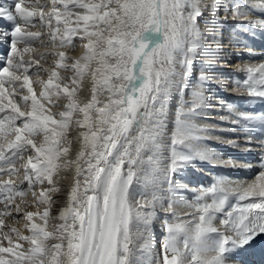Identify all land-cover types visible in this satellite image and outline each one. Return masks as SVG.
<instances>
[{
  "label": "snow or ice",
  "instance_id": "obj_1",
  "mask_svg": "<svg viewBox=\"0 0 264 264\" xmlns=\"http://www.w3.org/2000/svg\"><path fill=\"white\" fill-rule=\"evenodd\" d=\"M47 7L38 8L30 0L0 3V21L11 26H0V42L9 47L0 57V176L19 175V161L29 190L45 181L53 185L57 170L73 163L76 178L67 206L58 217L62 223L55 231L47 230L50 194L59 191L54 185L39 193L37 203L47 205L42 213L24 214L30 235H22L16 228L4 232L5 223L0 218V264H230L240 250L264 235V151L252 179L217 180L202 189L194 203L186 202L193 209L190 218L175 212L166 216L161 252L155 250L150 228L157 204L164 206L157 195L163 185L175 194L182 187L173 179L175 175L197 162L220 159L199 147L205 139L202 133L212 129L196 123L209 108L206 71L215 65L202 64L196 87L190 89L193 63L201 53L218 57L219 36L229 17L236 21L233 27L239 31H264V0H210L203 5L202 0H51L46 12ZM254 10L261 18L247 19ZM205 11L210 18L202 31L198 21ZM37 16L41 27L48 28L53 45L59 35V47L75 49L74 40L79 39L83 55L68 65L66 54L55 52L59 58L55 68L33 70L46 55L25 59L36 51L32 47L36 41L43 42L41 32L28 30L36 27ZM206 33L211 34L215 50L205 44L209 38ZM56 68L74 73L69 79L76 87L54 83L60 79ZM42 71L48 73L46 81L39 79ZM244 72L245 77L236 83L249 97L264 99V64L248 66ZM33 75L42 89L39 96ZM88 75L92 95L81 105L76 99L77 81ZM24 90L27 95L16 97ZM189 92L190 101L184 99ZM173 94L180 103L166 145ZM61 96L68 101L63 111L53 113L45 107L43 101L60 107L53 98L59 100ZM227 107L234 116L231 123L242 125L249 136L253 124L264 130V112L253 114ZM77 111L82 118L73 121ZM73 122L84 129L79 133L81 149L76 161L61 165V158L69 152L63 144ZM40 136L43 139L37 143L35 138ZM165 147L169 162L162 168ZM261 148L264 150V140ZM25 153H29L26 163ZM86 156L82 168L80 161ZM149 189L151 200H136ZM26 195L12 179L0 178V203L4 204L0 217L11 215L12 210L19 214L21 208L14 202L19 197L23 203ZM32 195L37 197L35 191ZM176 203L179 201L168 200L167 208L171 210ZM36 217L42 223H36ZM5 241L8 246H4ZM20 241L29 246L24 248Z\"/></svg>",
  "mask_w": 264,
  "mask_h": 264
},
{
  "label": "bare ground",
  "instance_id": "obj_2",
  "mask_svg": "<svg viewBox=\"0 0 264 264\" xmlns=\"http://www.w3.org/2000/svg\"><path fill=\"white\" fill-rule=\"evenodd\" d=\"M256 1V0H255ZM254 1V2H255ZM225 2H227V0H225ZM35 19V18H34ZM234 24V23H233ZM1 26H3V24H1ZM230 30V29H229ZM210 33H207V35L208 36H210L209 35ZM59 36V35H58ZM235 38V37H234ZM43 39H44V37H43ZM219 39H220V36H219ZM59 39H57V42H59L58 41ZM211 40V38H208V39H206L205 41H207V42H205V44H207V45H209L210 46V41ZM76 41H79V39H75V42ZM222 41H220V44H221V51H220V53H219V55H218V57H216V58H212V57H208V61H210V62H212L213 60H218L220 57H221V61L223 60V54H224V44H222L221 43ZM214 43V42H213ZM229 43H230V46L232 47V48H234L235 46H239L238 45V43H235L234 42V40L233 39H230L229 38ZM214 45H216V44H214ZM214 45H211L210 47L213 49V50H215V48L216 47H213ZM44 47H45V45H43ZM51 46V45H50ZM57 46V45H56ZM56 46H54V47H56ZM264 47V46H263ZM39 48V47H38ZM38 48H37V50H38ZM53 48V47H52ZM57 49L59 48V45L56 47ZM56 48H54L55 50H57ZM40 49H42L41 47H40ZM239 50H248V48H245V45L243 46V47H240L239 46ZM59 51V50H58ZM61 52H62V50H60ZM76 52L74 53H72V54H70V52L69 51H63V52H66L65 54H66V57L68 58L66 61H65V64H68L69 65V62H71V61H74V59H73V57L72 56H74V57H76L77 59L80 57V56H82L83 55V50H82V48L80 47V48H76V50H75ZM234 51H236V48H234ZM229 53H230V50H229ZM257 53H258V57L260 58V59H264V49H260V50H257ZM51 55V54H50ZM229 55H231V54H229ZM58 61V60H57ZM232 61V60H231ZM260 61V60H259ZM195 62H197V60L195 61ZM201 62V61H200ZM253 62V61H252ZM82 63H83V61H82ZM224 64H226L225 62H223ZM259 64H264V60L263 61H261V62H258ZM55 64H56V62H55ZM55 64H53V66H56ZM239 64V63H238ZM250 64H251V62H250ZM234 65H237V64H234ZM248 65V64H247ZM247 65L245 66V67H247ZM227 67H229V66H227ZM51 71V70H50ZM212 71H214V70H212ZM211 71V72H212ZM214 73V72H213ZM70 74V73H69ZM68 74V75H69ZM73 74V76H74V73H72ZM70 76V75H69ZM69 76H68V78H69ZM89 76V79H88V83L86 84V86L85 87H82V88H80V90L78 91V93H77V95H76V99H77V102L79 103V104H81V105H83L84 103H87L88 102V100L91 98V95H92V93H91V88H92V78H91V76L90 75H88ZM225 76V74L224 73H222L221 75H220V78L222 79L223 77ZM34 77H35V75H34ZM48 78H46V80H47ZM69 81H68V84H72V83H69L70 82V79H68ZM67 82V81H66ZM79 82H80V80H79ZM84 82H86V81H84ZM54 83H57L56 81H54ZM192 83H193V80H192ZM191 82H190V84H192ZM196 83V82H195ZM69 86V85H68ZM74 86V85H73ZM72 85L70 86V87H73ZM76 86V85H75ZM74 86V87H75ZM34 87V86H33ZM79 88V87H78ZM39 89H40V87H39ZM224 89L225 90H228V88L227 87H224ZM42 90V89H41ZM40 90V91H41ZM40 91L37 93V95L39 96V93H40ZM19 92V91H18ZM37 92V91H36ZM18 95V94H17ZM99 95V94H98ZM184 96H186V98L185 99H188V97H189V94L188 93H185L184 94ZM208 96V95H207ZM99 97V99L102 101V102H106V100H105V97H103V96H98ZM208 97H215V98H217V95H215L214 94V96H208ZM173 98V97H172ZM54 99V98H53ZM174 99H176L177 100V103H176V106H175V110H177V108H178V104L180 103V100H179V97L177 96L176 98L174 97ZM43 103L45 104V106H46V108H48L49 110H51L52 108L50 107V106H48L47 105V101H43ZM213 103V101L210 99L209 100V105H211V106H214V105H216V104H212ZM215 103V102H214ZM171 102H170V106H171ZM52 105V104H51ZM59 108V107H58ZM64 110V108H63V106H61L60 107V111H63ZM52 111V110H51ZM55 112V111H54ZM53 112V113H54ZM57 112V111H56ZM59 112V111H58ZM76 114V115H75ZM204 115H209L210 117H213V118H208V120H200L199 118L196 120V123L197 124H199L200 126H203V125H205V124H208V125H210L211 127H214V128H216V127H222V128H228V126H226V125H220V124H218L217 122L218 121H216V119L215 118H225V119H229V120H232L233 118L232 117H230V116H226V115H224V113L223 112H218V111H216V110H213V109H208L207 110V112H206V114H204ZM78 117V118H77ZM73 121H75L76 120V118L77 119H79V118H82V114H80L78 111L76 112V113H74V115H73ZM209 120H212V121H209ZM174 121H175V119L173 118L172 119V123L171 124H169L168 126H167V131H166V133H165V136H164V142H165V144L167 145L169 142H170V140H168V139H170L169 138V133H172L173 132V130H174ZM202 121V122H201ZM173 128V129H172ZM82 131H84V129L83 128H79V127H77L76 126V124L73 122V124L70 126V128H69V130H68V137H67V140H65L64 141V144H63V147H68L69 148V152H68V154H67V156H65V157H62L61 158V161H60V164L61 165H63L64 163H65V161H76V159H77V155H78V153H79V151H80V149H81V144H82V139L79 137V133L80 132H82ZM203 134V133H202ZM204 134H208V136H210L211 138H213L214 140H218V141H226V140H224V139H222V135H219V133H217V132H213V131H210V132H208V133H204ZM248 135V134H247ZM231 136V135H230ZM244 136H246V135H244ZM167 138V139H166ZM42 139V138H41ZM41 142V141H40ZM248 143H244V142H242V143H240V144H234V145H236V146H234V148H237V147H239V146H242V147H248L249 149H252V147H251V145H247ZM199 147L202 149V150H206V151H208V152H210V153H215V154H217L219 157H220V159L219 160H215V161H211L210 162V165L211 166H215L216 164H223V165H230V166H232V163L234 162L232 159H229V160H227V161H225L226 159V156L225 155H223L222 156V154L220 153V152H214L215 151V149L213 148V146L211 145H209L207 142H205V141H202V142H200V145H199ZM167 148V147H166ZM164 150H166V149H164ZM26 154V153H25ZM168 156H169V150L167 149L166 151H164V155H163V157H162V161H163V163L161 164V167L163 168V167H165L166 165H167V163L169 162L168 161ZM87 157V156H86ZM86 159V158H85ZM240 163H241V161H240ZM75 164V163H74ZM81 164V163H80ZM244 165H248L247 163H243ZM250 165L251 166H253V165H255V163H254V161H251L250 162ZM76 166V165H75ZM72 167V166H71ZM189 167H191L192 169H194V170H196V171H200L201 172V176H203V175H206L207 176V178H208V180H209V182H206L207 181V179L205 178L203 181H202V177H200V178H197L198 176L197 175H195L194 173H190V171H187V169H188V167L182 172V173H180V175L181 174H184V175H186L187 176V178L185 177V178H182V177H178V178H176L177 176H178V174L177 175H175L174 177H173V179L177 182V184H179V185H181L182 187H179V188H177V190H176V192H175V194H172V193H170L169 191H168V188H167V185L165 184V185H163L162 187H163V191H159V192H157V195L159 196V197H161V198H163V197H166V198H169L170 199V195H173V197L174 198H172V200H175V201H179V203H176V204H174L173 205V208L171 209V210H173V211H178V215L180 216V217H182V218H184V219H188V218H190L189 216H188V214L189 213H192L193 212V209L192 208H189V207H187V204H186V202H188V203H194L195 202V197H196V195H198L201 191V189H206V187L204 186V185H212L210 182H211V178H209V177H216L217 178V180H220V178H223V179H227V174L226 173H224L223 171H216L217 169H213L212 167H210L209 166V168H205L204 167V169H201V167H203L202 165H200L198 162L197 163H195L194 165H191V166H189ZM70 171V169L68 168V169H65L63 166L61 167V168H59L58 170H57V173L53 176V185L55 186V187H57L58 189H59V191L58 192H52L51 194H50V196H51V201H52V203H51V208H50V218H49V223H48V231H55V227H56V225H58L59 223H62V221H60L59 219H58V217H59V215H60V212H61V210L64 208V207H66L67 206V202H68V197H69V193H70V189H71V187H72V185L74 184V181H75V178H76V171L75 170H73L72 168H71V173L70 174H68V172ZM258 171L259 170H257V171H255L253 174H251V176L250 177H248V178H243V177H231L230 178V180H225V181H232V182H244V181H248V180H250V179H252L253 177H254V175L255 174H257L258 173ZM63 172H64V174H63ZM63 174V175H62ZM19 177V176H18ZM17 177V175H16V177H14V179H12L13 180V182H14V184L15 185H17V186H23V185H25V181L23 180V178L21 179V177H19L18 178ZM9 178V177H8ZM83 178V177H82ZM201 179V180H200ZM216 180V181H217ZM203 182L204 183V185L203 184H201L200 182ZM215 181V182H216ZM81 182H83V181H81ZM27 184V183H26ZM53 185H49L47 182L45 183V186H46V189H48V188H50V187H52ZM26 186V185H25ZM24 186V187H25ZM41 185H39V187H40ZM38 187V188H39ZM44 187V186H43ZM42 188V187H41ZM45 189V188H44ZM35 190H38L37 188L36 189H32L31 191H26V193H27V195L26 196H28V200H29V198H31V197H33L34 199H33V202L34 201H36V205H37V207L34 205V207H30V208H28L26 205H23V206H21L20 208H21V212L19 213V214H17L14 210V212L12 213V215H10V216H16V219H18L17 221H19L20 220V218H21V221H19V222H17L18 224L20 223V224H24L25 225V219H24V214L26 213V212H28V211H32V212H43L44 211V209H45V207H47V205H45V204H40V203H37V198L36 197H34L33 195H31L32 194V191H35ZM36 193H37V197L39 196V191H35ZM149 194L148 195H144V196H137L136 197V200H138V201H148V200H151L152 199V195H151V192H152V189H149ZM17 201V200H16ZM15 201V203H18V202H16ZM27 201V200H26ZM160 208H164L165 210H167V213H168V215H169V209L167 208V205L165 206V207H161L160 206V204L158 203L157 204ZM33 206V205H32ZM158 206L156 207V218L152 221V224H151V228H150V231L153 233H156L158 236H159V241H158V246L157 247H155V250H156V252H161V247H160V240H161V237H163V235H162V228H163V220H164V218L166 217H162L163 215H161L162 214V212L158 209ZM24 209V210H23ZM163 209V210H164ZM180 211L182 212V213H180ZM183 212H185V213H183ZM171 215H169V217H170ZM34 220H35V222L36 223H42V221L39 219V217H36V218H34ZM12 221V220H11ZM16 222V221H15ZM14 221H13V225H16V223H15ZM19 224V225H20ZM218 228H220L221 229V231H223L224 229L221 227V225L219 224V222H217V225H216ZM21 228V227H20ZM24 228V227H23ZM22 230V229H21ZM26 231V233L27 234H31L30 233V231L28 230V229H26L25 230ZM262 237H264V235H261V236H259L258 237V239H262ZM16 239V237L14 238V240ZM262 241V240H261ZM56 242V241H55ZM54 241H51V243H55ZM256 243V242H255ZM258 246H259V244L258 243H256ZM5 246H7V245H5ZM257 246V247H258ZM248 247V246H247ZM246 247V248H247ZM158 250V251H157ZM240 251H242L243 252V254L245 255V256H247L246 255V251L244 250V249H242V250H240ZM257 252H261V249H260V247L258 248V250H256ZM251 261H252V264H260V262L259 263H256L253 259H251ZM236 263V260L235 259H233V260H231L230 261V264H235Z\"/></svg>",
  "mask_w": 264,
  "mask_h": 264
},
{
  "label": "rangeland",
  "instance_id": "obj_3",
  "mask_svg": "<svg viewBox=\"0 0 264 264\" xmlns=\"http://www.w3.org/2000/svg\"><path fill=\"white\" fill-rule=\"evenodd\" d=\"M255 1V0H254ZM0 2L1 3H10L11 2V0H0ZM210 2V0H202V5L203 4H207V3H209ZM227 2H230V0H227ZM261 2V0H256L255 1V3H260ZM30 3H35V4H37V7L39 8V6H43V5H48V7L47 8H45L44 9V11H48L49 9H50V7H51V0H30ZM77 11H79V9H77ZM220 14H221V16L223 17L224 16V12H223V9H221V11H220ZM210 18V14L207 12V11H205V13H204V16L202 17V18H200L199 19V24H200V27H201V30L202 31H205L206 30V28H207V25L205 24V21L206 20H208ZM1 22V21H0ZM228 22L229 23H227L225 26H224V28L221 30V32H222V35H220V41H225V40H229V38L230 39H233V40H235L236 39V37H239L240 35L239 34H237L236 32H234V27H233V25L236 23V21H229L228 20ZM234 23V24H233ZM34 24L36 25V27H32V28H29L28 30L29 31H39V32H41V34H42V36H41V40L43 41L42 43H41V41H36L33 45H32V47L33 48H35L36 49V51L35 52H33V53H30L29 55H26L25 56V59H36V58H38L39 56H40V54H46L45 55V59H41L40 60V62H39V65H35V67L33 68V70L36 68V67H39V68H42V69H48L49 71L50 70H52L53 68H55L56 66H53V64H55V62H57V60L59 59L57 56H55V55H53V53H55V52H57V50H59V52H61L60 50H62V52L63 51H69L70 52V54H72L73 52L75 53L76 51V48H82V50H83V52L85 51L84 50V48L82 47V45H81V42L80 41H76L75 42V40H74V44L76 45V47H75V49H73L72 48V46H69V47H66V48H61V47H59L58 49L56 48L58 45H59V42H56V44L55 45H53L52 43H51V41H50V39H49V30H48V28L46 27V26H44V27H41V24H42V22L40 21V19H39V16H37V17H35V19H34ZM53 26H55V21H53ZM230 29V30H229ZM82 34V33H81ZM235 34V35H234ZM206 35H207V33H206ZM210 35V34H209ZM43 37H44V39H43ZM235 37V38H234ZM58 38H59V36H58ZM59 41V40H58ZM86 42V41H85ZM210 42V46L211 45H214L215 44V42L213 43V41L212 40H210L209 41ZM43 45H45V47L43 46ZM51 45V46H50ZM57 45V46H56ZM54 46H56V47H54ZM214 46H216V45H214ZM18 47L19 48H23L24 47V45H18ZM39 47V48H38ZM40 47L42 48V49H40ZM53 47V48H52ZM37 48H38V50H37ZM54 48H56L57 50H55ZM50 50H54L53 52H51ZM64 53H66V52H64ZM51 54V55H50ZM253 61V62H252ZM72 62V61H71ZM71 62H69V65L71 64ZM250 62H251V64H250ZM249 66H255V65H259V63H258V61H256V60H253V59H249V62L247 63ZM56 65V64H55ZM201 63H197V66H199V70H201ZM213 69H211V71H212ZM30 71H32V70H30ZM56 71H58L59 73H60V79L59 80H54V81H56L57 83H60L61 84V86H63L64 84H68V79L69 78H71V77H73V74H72V72L71 71H64L63 69H59V68H56ZM212 72H214V73H216L217 71H212ZM70 73V74H69ZM245 73V72H244ZM70 76H69V75ZM68 76H69V78H68ZM46 78H48V73L47 72H41L40 74H39V79H43V80H45L46 81ZM36 79H37V76H35L34 77V75L32 76V80H33V86H34V89H35V91H37L36 93H38L40 90H41V86H39V85H37L36 83H35V81H36ZM88 79H89V76H85L84 78H83V80L82 81H80L79 82V80L77 81V83H78V85H79V88H78V91L80 90V88H82V87H85L86 86V84L88 83L87 81H88ZM67 81V82H66ZM84 81H86V82H84ZM195 82H197L196 80L195 81H193V87H196V83ZM69 83H71V80H70V82ZM69 85V87L72 85L73 86V84H68ZM75 86V85H74ZM73 86V87H74ZM39 87H40V89H39ZM76 87V86H75ZM71 88V87H70ZM78 91H77V93H78ZM18 94V95H17ZM28 93L26 92V90H24L23 92H17L16 93V97H19V96H21V95H27ZM189 94V97L188 98H190L191 97V95H190V92L188 93ZM99 96V95H98ZM185 98H186V96H184ZM99 98V97H98ZM184 98V99H185ZM17 102L18 103H20V101H19V99H17ZM53 102L54 103H56V104H59L60 105V107L61 106H63V105H65V104H67V99H65L63 96H61V98L59 99V100H56L55 98L53 99ZM47 105L48 106H50L52 109V111L51 112H54V113H56V111L58 112V111H60V107L58 108V107H53L51 104H49L48 102H47ZM21 107H22V110H24L23 109V105H21ZM46 107V106H45ZM76 115V114H75ZM78 118V117H77ZM76 118V119H77ZM74 119V118H73ZM43 139V137L42 136H40V137H36L35 139H36V141H37V143H39L40 141H42V139ZM90 151V150H89ZM29 153H26V154H24V162L26 163L27 162V155H28ZM85 158H87V157H85ZM85 161H86V159L85 160H81L80 161V163H81V167L82 168H84L85 167ZM72 166V167H71ZM16 167L18 168V169H20V173H19V175H17V177L19 176V177H21V179L23 178V168L21 167V164H20V162L18 161L17 162V165H16ZM75 164L73 163V164H71L68 168L70 169V171L68 172V174H70L71 173V168L73 169V170H75ZM67 168V169H68ZM63 174H64V172H63ZM62 174V175H63ZM14 177H16V176H13V177H9L8 178V176L6 175V174H4V175H2V176H0V178H2L3 180H8V179H14ZM18 177V178H19ZM179 179V178H178ZM81 181H83V178L81 177ZM45 183H46V181H45ZM45 183L43 184V185H41L40 187H39V185L38 186H36L34 189H38V190H35V191H39V193H40V191L42 190V189H46V186H45ZM82 184H83V182H81ZM26 185V186H25ZM25 185H23V186H18L19 188H22V189H24L25 190V192L26 191H31V190H29V187H28V185L26 184V182H25ZM17 186V185H16ZM25 186V187H24ZM44 186V187H43ZM39 187V188H38ZM42 187V188H41ZM33 189V190H34ZM149 191V190H148ZM149 194V192L146 194V195H148ZM32 195V194H31ZM37 199H38V197H36ZM170 198L172 199V198H174L173 197V195H170ZM33 197H31V198H29V200H28V196H25L24 197V202L23 203H21V200H20V198L19 197H17V201L16 202H18V203H16V204H18L20 207L21 206H23V205H26L28 208H30V207H34V205L37 207V205H36V201H34L33 202ZM27 200V201H26ZM3 205V203H0V206H2ZM33 205V206H32ZM35 208V207H34ZM24 210V209H23ZM12 215V214H11ZM0 218H2L3 220H4V223H5V227H4V229H3V231L4 232H8V230H9V228H16L22 235H30V234H27L26 233V228H25V226H24V224H18L17 222H19V221H21V218H20V220L19 221H17L18 219H16V216L14 217V216H10V215H8V216H3V217H0ZM12 220V221H11ZM13 221L16 223V225H13ZM21 227V228H20ZM24 227V228H23ZM22 229V230H21ZM164 232V231H163ZM166 235V233L164 232L163 233V237ZM163 237H161V240H160V247H161V245H162V238ZM15 238V236H13V239ZM16 240V239H15ZM14 240V241H15ZM55 242V241H54ZM20 243L21 244H23V246H24V248H27L29 245L27 244V243H25V242H23V241H20ZM49 243H51V241H49ZM5 245H7V242L5 241L4 242V246ZM8 246V245H7Z\"/></svg>",
  "mask_w": 264,
  "mask_h": 264
}]
</instances>
